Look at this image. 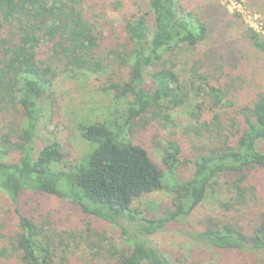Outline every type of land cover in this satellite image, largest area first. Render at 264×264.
I'll use <instances>...</instances> for the list:
<instances>
[{
	"label": "trees",
	"instance_id": "1",
	"mask_svg": "<svg viewBox=\"0 0 264 264\" xmlns=\"http://www.w3.org/2000/svg\"><path fill=\"white\" fill-rule=\"evenodd\" d=\"M99 2L121 15L139 1L0 0V116L14 111L21 115L15 126L9 122L14 128L8 124V132L0 127V192L10 202L19 230L12 251L19 249L21 264H57L51 231L23 210L25 195L37 192L73 203L116 226L127 220L130 228H121L125 247L110 252L113 264H178L150 241L176 224L186 227L183 234L191 245L222 255L242 254L241 264H264V178L255 179L257 171L264 175L263 71L260 86L246 83L236 74L238 55L228 51L224 56L207 47L213 26L204 25L181 0H146L148 12L131 14L124 25L125 43L114 51L112 22L91 8ZM247 2L261 14L263 24L264 0ZM233 23L253 48L264 53L260 34L235 15L227 27ZM107 48L109 57L103 64L99 51ZM182 49L199 52L189 69L190 89L180 84L174 70L176 53ZM56 63L62 66L61 73L75 77L100 73L111 95L105 118L78 123V134L88 149L67 170L58 169L64 160L58 143L35 145L44 99L56 77L51 67ZM205 67L213 68L214 76L205 73ZM235 76L243 80L240 87ZM189 94L197 101L187 112L197 132L222 124L225 134L218 147L191 160L192 175L180 185L176 177L182 166L181 149L175 142L164 150V172L127 136L135 121L148 113L169 123L172 111L184 106ZM205 114L208 120L202 119ZM11 153L17 158L7 161ZM224 173L237 175L233 191L238 202L245 199L247 182L250 193L256 190L253 196L261 199V210L255 222H210L200 229L190 228L188 218L204 201L214 179ZM167 181L172 192L178 190L172 208L161 217H137L133 203L164 189ZM9 255L0 245V264ZM225 264L237 262L228 257Z\"/></svg>",
	"mask_w": 264,
	"mask_h": 264
},
{
	"label": "rangeland",
	"instance_id": "2",
	"mask_svg": "<svg viewBox=\"0 0 264 264\" xmlns=\"http://www.w3.org/2000/svg\"><path fill=\"white\" fill-rule=\"evenodd\" d=\"M138 1L136 7H126L121 15L112 13L102 2L91 6L94 12L112 22L114 43L111 49L114 51L118 45L125 43L124 25L131 14L136 10L148 12L146 0ZM181 2L190 11L198 14L204 25L213 26V31L206 38V46L212 47L224 56L228 51L229 53L234 51L238 55L236 74L246 79V83L260 86L261 70L264 73V53L252 47L236 23L230 27L227 25L235 15L264 38V21L262 20L261 24V14L253 9L247 0H181ZM108 50L107 48L99 51V60L103 64L108 61ZM176 54L174 70L179 75L180 84L190 89L193 77L189 69L193 62L198 61L199 52L196 49H182ZM61 67L59 68L57 63L51 67L55 69L56 77L50 95L44 99V111L37 125L35 145L40 147L49 142L58 143L64 155L63 164L58 166V169L67 170L75 166L88 149L78 134V123L84 119L94 121L105 118L103 111L109 105L111 95L106 90L108 82L100 73L78 74L75 77L68 72L61 73ZM202 70L214 76L213 68L205 67ZM240 76H235L238 79V87L243 83ZM189 96L184 106L172 111L169 123L165 124L160 118H152L148 113L135 121L134 130L127 136L129 141L142 146L157 168L164 172L165 167L162 163L164 150L169 142H175L181 149L182 166L176 177V184L180 185L192 175L191 160L218 147L223 143L225 134V127L222 124L217 125L218 128L212 126L209 131L197 132V124L187 114L197 101L193 100L192 94ZM209 117L205 114L202 119L208 120ZM20 119L21 115L16 111L8 116H0L3 133L8 132V124L12 123L15 126ZM14 126L9 125L13 128ZM16 158V153L5 157L7 161ZM255 177L263 179L264 175L257 171ZM236 178L235 174L224 173L214 179L204 201L187 220L190 228L200 229L211 224L210 222L233 221L235 224L255 222L261 210V199H254L256 190L253 189V194L250 193L248 191L250 185L247 182L245 199L241 198L238 202L233 191V182ZM250 181L252 182L253 178ZM167 183L164 189L144 195L133 203L132 210L137 217H161L172 208L178 190L172 192V185L169 181ZM23 201V210L27 216L36 223H45L51 231L56 247L57 264H113L114 259L110 252L125 247L121 228H130L131 224L127 220L120 221V226H116L84 213L73 203L37 192H29ZM176 225L150 237V241L161 253L174 261L173 263L177 259L178 264H225L228 257L230 261L242 263V254L222 255L209 251L206 247L191 245L183 234L186 227ZM18 231L10 202L0 192V245L6 248L8 255L10 254L3 260L4 264H21L17 257L19 249L18 253L12 251Z\"/></svg>",
	"mask_w": 264,
	"mask_h": 264
}]
</instances>
